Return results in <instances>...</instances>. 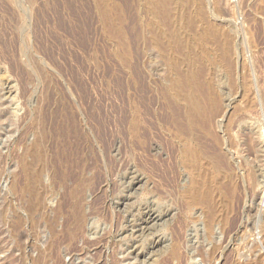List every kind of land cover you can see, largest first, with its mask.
Returning <instances> with one entry per match:
<instances>
[{"label":"rangeland","instance_id":"obj_1","mask_svg":"<svg viewBox=\"0 0 264 264\" xmlns=\"http://www.w3.org/2000/svg\"><path fill=\"white\" fill-rule=\"evenodd\" d=\"M206 1L253 68L247 110L238 76L207 63L188 1L0 0V264L264 258V0ZM192 69L224 107L188 142L232 199L213 227L187 199L200 170L175 83Z\"/></svg>","mask_w":264,"mask_h":264},{"label":"bare ground","instance_id":"obj_2","mask_svg":"<svg viewBox=\"0 0 264 264\" xmlns=\"http://www.w3.org/2000/svg\"><path fill=\"white\" fill-rule=\"evenodd\" d=\"M185 2L189 3L191 6V9H192V10L191 9L189 10V8H190L189 4L186 5V6H188V10H189V17H188L189 20H188V18H186L187 19L186 21L190 22L192 29H193V26H194V30L199 28L200 22H199V25L197 23V21H199V20L202 21L204 24V26L201 27L202 29L200 28V36L203 40L204 45L200 44V46L201 45H202V47L204 46L203 49L205 51L206 57L208 58L207 63H209V65H211L212 63H219V65H221L222 68L226 72H228L229 74L230 73L233 74V76H234V74H236L238 76L237 78H239V82H241L240 89L241 90L243 89V94H241V92H240V94L242 95V97L246 103L244 110L249 109L252 106V104L254 103V99H252L249 95V91H250L249 89L251 88V84H252L251 72H252L253 68H250V66L245 62V60L241 61L240 63L238 62L240 59L237 58V56H239L240 53L236 54L237 47H236V43L234 42L235 40H233V37L231 34V32L238 33V30L236 29V27L234 28V26H231L230 30H228L229 28L228 29L226 28L227 25H225L223 23L215 22L214 19H210L211 16H210V12H208L209 10L207 11V8H208L207 3L208 2L206 0H185ZM162 4H163V2H162ZM184 9H185V6H184ZM186 12H187V10H186ZM180 14H182V12H180ZM184 14H186V13H184ZM180 20L182 22V18ZM196 24L198 25V27L196 26L197 28H195ZM235 26H238V25H235ZM200 36H198V37L200 38ZM201 50H202V48H201ZM192 55L195 56V54H192ZM193 60L194 61L197 60V57H196V59L193 58ZM193 60H191V61H193ZM194 61H193V64L195 65L196 61L195 62ZM195 71H194V69H192V71L190 73H187V75L181 74V75H185V76L181 77V75H180V78L177 77L179 79L175 83V88L185 86V88L189 89L188 96H189L190 100L192 99V101H190L191 106H192V108H191L192 112L189 113V116H188L186 123L185 122H184V124L181 123L178 127H179V131L184 132V134H186V136H187L186 144L184 145L185 146V156H186L185 159L187 160V163L191 167L195 168L196 170L197 169L200 170V172L195 177L196 179L194 181V184L190 185V187L187 189V199L189 202H191L193 204H202V205L204 204L205 205V208L208 212V225H209V227H213L215 221H217V220H220V222H222V223H226V221H227V219H225L226 213H227L226 211L232 207V199H229L228 197H226V198L221 197L222 186H221V183L219 182V180H217V177L215 176L214 172L212 171V169L216 168V164L211 160L212 158L211 159L208 158L210 161L207 160L208 162H205L204 159H202L201 155L199 154L198 147H192V145L189 144V143H191L189 140L192 141L191 138H193V137L191 135L194 134V131L197 127H201L202 130L206 131L208 129V125L215 118V116H217L220 112L221 113L223 112L222 108H221L223 106H221V96L218 93L216 85L212 81H209L208 84L206 85V87L203 89V87L199 83V79H200L198 77L199 74H197ZM233 79H234V77H233ZM235 79H236V76H235ZM204 80H205V78H204ZM233 81L235 82V80H233ZM201 89H203V90H201ZM200 90L203 91L202 95L205 96L207 99V102L205 100H203L206 102V104L208 106V107L206 106L207 109L204 107L205 105L203 106V104H205L202 102L203 98L202 97L200 98V96H199ZM227 105H230V104H227ZM243 106H244V103H243ZM237 107H239V105ZM177 109L179 110V108H177ZM223 110H224V107H223ZM240 110H241V108H240ZM226 113H227V111H226ZM215 136H216V134H215ZM204 138H206V137H204ZM183 152H184V150H183ZM225 158H226V156H225ZM228 177L229 176H227V178ZM228 179H230V178H228ZM230 192H231V190H230ZM150 215H151L150 218H152L153 214H150ZM150 221H151V219H150ZM148 223H149V221H148ZM262 231H263V238H264V221H263V230ZM217 250H218V246H216L214 251H217ZM234 264H264V258L262 256H258L256 258L249 260V261H246V262H239V261L235 260Z\"/></svg>","mask_w":264,"mask_h":264}]
</instances>
